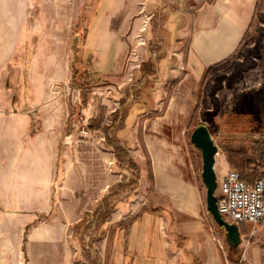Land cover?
I'll list each match as a JSON object with an SVG mask.
<instances>
[{
  "label": "rangeland",
  "instance_id": "1",
  "mask_svg": "<svg viewBox=\"0 0 264 264\" xmlns=\"http://www.w3.org/2000/svg\"><path fill=\"white\" fill-rule=\"evenodd\" d=\"M151 1L102 0L98 10L107 13L98 24L104 27L106 54L96 59L80 47L95 0H0V264H55L70 251L74 264H101V239L90 222L79 226L76 221L87 209L107 207L115 213L120 201L131 200L135 207L151 201L146 162L153 145H184L200 178L201 153L189 140L198 120L189 126L162 119L168 83L140 72L152 55ZM222 66L209 78L203 123L214 129L219 147L249 146L260 136L253 130L255 119L240 114L219 120L218 110H248L251 102L264 110V0L236 55ZM83 70L87 78L79 84ZM233 79L235 89L218 90ZM241 94L248 100L237 104ZM115 109L125 119L109 135L131 163L115 156L102 131L87 128L89 119L101 115L110 123ZM49 158L57 166L50 180ZM111 184H117L112 191ZM218 231L224 237V230ZM254 238L244 236L233 251L224 245V264L245 255Z\"/></svg>",
  "mask_w": 264,
  "mask_h": 264
},
{
  "label": "crops",
  "instance_id": "2",
  "mask_svg": "<svg viewBox=\"0 0 264 264\" xmlns=\"http://www.w3.org/2000/svg\"><path fill=\"white\" fill-rule=\"evenodd\" d=\"M101 2L102 0H99L92 9L86 35L80 45L82 49H88L89 55L96 59L97 56L101 59V56L106 54L103 37H100L104 35V27H99L98 22L107 11L100 13L98 7ZM151 3L149 15L152 16L150 37L152 36L153 47L148 62L151 66L148 64V67L144 62L140 72H143L147 79L157 76L156 80L168 83L165 84L168 96L166 112L162 114V119L166 117V120L171 121H187L189 126L192 120H198L195 127L199 122H204V99H209L206 90L211 87L209 85H212V79L209 78L214 74L204 79L205 70L236 55L250 28L259 0H152ZM147 22L148 18L145 23ZM221 66L222 64L218 67ZM216 72L219 73L217 70ZM256 84L257 82L251 87L256 89ZM235 85L234 81L224 83L218 90L235 89ZM246 98H242V94L239 95L236 98L237 104H241L242 100L246 102ZM182 105L190 108L184 111L180 108ZM219 110V120L232 119L235 115H240L241 111L235 108ZM112 112L109 113L110 123L101 115L103 122L110 125L107 132L101 129L90 130L102 131L107 141L113 140L109 135L110 129L115 125L116 129H120L119 125L125 119L121 111L116 117ZM208 129L214 139V129ZM219 148L221 158L217 176L231 168L227 161L226 148ZM148 151L152 153L151 161L146 162L152 192L149 199L151 201H143L136 207L131 200L128 203L120 201L115 213L107 207L84 211L95 213L98 218L89 226L101 239V264H224L225 231L223 237L218 231L222 228L206 209L201 171L199 178L188 149L182 144L172 142L153 145ZM113 153L115 154L114 149ZM54 158L57 159V156ZM56 159H48L45 173L49 180L57 167ZM134 165L135 162H132L131 166ZM134 168L139 170L137 166ZM252 179L253 177H250L247 181ZM114 185L112 187L111 184V191L116 188ZM140 196L138 194L135 197L140 199ZM84 212L82 211L76 221L79 226L82 224ZM104 215L105 220L101 222ZM127 217L129 221L127 224L123 223ZM263 224L255 226L253 232L250 231L252 226L249 229V235H255L256 238L252 239L250 250L245 255H240V260L245 261V264H264ZM76 235L73 232L71 234L74 237ZM240 236L242 239L245 235ZM55 264H74L71 251L68 255L56 258Z\"/></svg>",
  "mask_w": 264,
  "mask_h": 264
},
{
  "label": "trees",
  "instance_id": "3",
  "mask_svg": "<svg viewBox=\"0 0 264 264\" xmlns=\"http://www.w3.org/2000/svg\"><path fill=\"white\" fill-rule=\"evenodd\" d=\"M99 0H95L94 4H97ZM252 23H250L251 26ZM249 30V28H248ZM248 31L246 32L247 35ZM245 35V36H246ZM244 36V38H245ZM243 42V40H242ZM233 57H228L216 64H214L213 66L208 67L205 72H204V79H207L210 77V75L213 73V70H216L217 68H219V65H223L226 62H228L230 59H233ZM74 71H72L73 73ZM79 73V70H76L73 75L71 76V81H73L76 78V75ZM81 75L83 76V80H81L80 82H78L79 84H83V82H85L84 80H86L87 78V71L83 70L81 71ZM234 81V79L232 80ZM74 83V82H73ZM248 110H242L240 111L241 115H245L247 116H251L254 120V122L258 123V125L256 126L257 128L253 129L254 131H259L260 136L253 138L250 142L249 146H240V147H227L226 148V156H227V161L230 165V167L237 169L240 172V175L243 179L248 180L250 177H253L255 175H257L261 169H264V110H260L257 108L258 104L251 102L250 104H247ZM119 111L118 110H114L112 112V115L116 117V115H118ZM121 113H123L121 111ZM200 123V122H199ZM198 123V124H199ZM108 124H106L105 122H103L102 116H98L95 118H91L88 120L87 122V128L89 130H94V129H101L104 132H107V130L109 129ZM110 143V145L113 147L114 152H115V156L119 159V160H126L129 161V159L127 158V152L126 150L119 145L118 142H114L113 140L108 141ZM106 215L101 217V222H103L105 220ZM98 218L95 217V213H89V212H84V216L82 218V222H90L92 223L93 221H96ZM238 224V228L240 231V235H245L248 236L249 235V228H247L244 223H239ZM220 228L224 229L222 226L219 225ZM225 231V230H224ZM225 245H227V247L230 250H236L238 249L237 247H233L232 245L228 244L225 241ZM233 264H244L241 260H240V255L238 254L236 259L233 260Z\"/></svg>",
  "mask_w": 264,
  "mask_h": 264
},
{
  "label": "built area",
  "instance_id": "4",
  "mask_svg": "<svg viewBox=\"0 0 264 264\" xmlns=\"http://www.w3.org/2000/svg\"><path fill=\"white\" fill-rule=\"evenodd\" d=\"M216 180L217 208L225 220L249 223L252 232L256 225L264 223V169L252 181L243 179L238 170L231 168L216 175Z\"/></svg>",
  "mask_w": 264,
  "mask_h": 264
},
{
  "label": "water",
  "instance_id": "5",
  "mask_svg": "<svg viewBox=\"0 0 264 264\" xmlns=\"http://www.w3.org/2000/svg\"><path fill=\"white\" fill-rule=\"evenodd\" d=\"M189 140L201 153L202 166L200 175L202 183L205 186L206 209L211 214L214 221L224 228L225 241L233 247H237L241 242L238 224L225 220L217 208V198L215 194L217 180L214 162L218 147L214 143L207 125L203 122H200L192 129Z\"/></svg>",
  "mask_w": 264,
  "mask_h": 264
}]
</instances>
